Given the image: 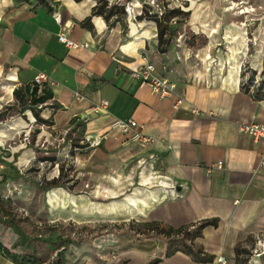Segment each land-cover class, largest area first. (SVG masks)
<instances>
[{"label": "crops", "instance_id": "crops-1", "mask_svg": "<svg viewBox=\"0 0 264 264\" xmlns=\"http://www.w3.org/2000/svg\"><path fill=\"white\" fill-rule=\"evenodd\" d=\"M104 1L45 0L16 6L14 0H0V113L13 101L15 88L45 74L54 85L50 86L53 98L42 116L50 117L52 129L44 133L51 144H57L55 149H64H52L55 162L63 161L59 152L76 157V175L71 177L74 189L88 185L95 197L125 194L99 202L54 187L46 191L51 219L135 218L151 235L140 246L134 242L136 237L109 229L95 241L83 243V264H148L154 259H160L157 264H213L220 255L228 264H248L255 238L264 231V168H258L264 139L255 142L252 135L239 130V124L264 123V86L251 91L243 84L246 72L236 73L243 46L240 35L235 32L233 40L225 37V48L214 49L217 36L207 46L203 36L193 37L195 46H191L187 43L191 26L204 29L193 11L192 25L181 21L172 26L162 49L150 22L124 13L121 5L127 0ZM97 5L102 14L92 15ZM62 30L89 47H67L58 39ZM263 42L264 34L250 61L252 69L262 72ZM146 45L158 73L173 81L176 93L186 99L179 110L173 108L174 98L157 97L148 85L131 76L142 63L141 49ZM227 60L231 67L223 66ZM8 85L13 86L10 93ZM102 100H108L109 106L96 113L93 106ZM193 107L201 113L193 114ZM130 117L151 137L149 143L130 140L111 128L115 118ZM87 136L100 143L91 145ZM7 159L2 164L14 174L8 170L3 182L23 174L15 156ZM217 161H223L224 167L209 173L207 168ZM51 179L46 177V181ZM206 221L211 222L200 227ZM152 222L173 229L189 227L186 248H176L173 238L158 242L161 235L153 236L145 226ZM24 232L31 240L14 247L19 235L0 221L3 247L41 258L38 264H55L52 253L57 259L62 252L68 264L66 247L73 241L66 244L59 229L42 240L47 242L49 257L40 239ZM0 264L29 263L0 252ZM250 264H264V256L252 258Z\"/></svg>", "mask_w": 264, "mask_h": 264}, {"label": "rangeland", "instance_id": "rangeland-1", "mask_svg": "<svg viewBox=\"0 0 264 264\" xmlns=\"http://www.w3.org/2000/svg\"><path fill=\"white\" fill-rule=\"evenodd\" d=\"M132 1L136 4L138 10L142 5H152L155 13L163 12L165 6L167 7V12L174 11L186 1L187 5L185 8H187L186 10L190 9L188 10L189 16L187 20H182V22L189 24L192 17L191 13L196 11L199 23L204 26V29L201 26L198 29L196 27L193 28L194 26L190 23L192 29L189 31L195 33L197 37L201 35L205 37V46L208 45V42L210 43L212 37L217 36L218 41L214 45L215 50L225 48V37L233 40L234 33L237 32L242 43L244 40H249V47L252 50V56H254L255 49L259 48V39L264 34V0ZM171 25L176 26V24ZM154 29L157 30L155 26ZM243 34L245 38H243ZM178 37H180V34H178ZM9 106H6L0 113V131H5L0 134V208L3 212L2 215L6 217H9L8 215L12 216L24 231L39 239L41 237L47 238L51 230L59 229L62 236L73 241L66 247L68 264H83V243L95 241L98 237L106 235V231L109 229L119 235L127 233L125 237L130 235V237H136L138 241L133 239L134 242L143 246V243L151 235L147 234L146 228L140 224L141 222L136 221L135 218L98 222L51 219V205L48 196L46 197V191L38 188L35 183L44 184L46 183V177L52 179L57 177L60 169L59 163L52 162L50 159L56 157V154L52 153L54 150L63 151L64 149L63 147L59 150L55 149L57 144H51L50 138H46L47 134L44 131L50 132L52 128L49 123L42 124L37 121L34 109L32 112L30 108H22L23 105L16 101L15 98ZM41 116H43V111ZM48 119L50 121V117ZM14 123H16V130L12 128ZM58 155L60 159H63V163H67V168L72 166L68 169L67 174L70 176L69 178L74 177L76 175L74 170L76 157H72L69 152L67 154L59 152ZM14 156L16 158L15 161L19 165L18 171L21 170L23 174L15 176V179L3 182V176L7 175L8 170L9 174L10 172L14 174V171L8 165H3L1 159L6 160L9 157L11 159L9 161H12ZM64 188L69 192L77 195L84 194L91 200L99 202L112 200L113 197L111 195L118 196V193L111 195L106 193L103 196L98 195V197H95L91 192V187L88 185L78 190L74 189L71 183H68ZM130 190L126 191V193L130 192ZM124 195L122 194L115 198H121ZM4 221L5 219L3 218L2 222ZM5 227H10V225L5 223ZM158 239L159 241H156L160 243L168 242V238L163 235L158 236ZM172 240H176V248H186L184 238ZM39 244L44 249V255L49 257L46 254L47 242L40 240ZM51 259L56 260L55 253H52Z\"/></svg>", "mask_w": 264, "mask_h": 264}, {"label": "built area", "instance_id": "built-area-1", "mask_svg": "<svg viewBox=\"0 0 264 264\" xmlns=\"http://www.w3.org/2000/svg\"><path fill=\"white\" fill-rule=\"evenodd\" d=\"M125 13L127 17L131 19H137L138 16L144 15V7L147 9L149 15H156L158 20H162L164 14L167 12V7L165 6L163 12L155 13V10L152 5H142L138 10L136 4L132 0H127L123 3ZM187 2L185 1L182 5L177 7V9L182 11L186 10L185 6ZM54 16L57 20H60V15L58 12H54ZM187 20V17L176 16L169 20V24H176L177 21ZM143 21L150 22L152 26L157 28V22L155 19L144 17ZM58 39L60 42L64 43L69 48H88L89 43L87 42H77L72 38L68 37L67 33L62 30L58 33ZM249 47V42L244 40L243 46L240 51L241 61L239 62V73H245L243 84L247 86L251 91H254L258 87L264 86V72L260 70H254L250 67V61L253 53H251ZM264 57V55H263ZM141 59L142 63L135 69L131 71V76L140 81L141 84L148 85L153 93L161 98H174L173 108L179 110L186 103V99L183 96H180L176 93V84L171 81L168 77L158 73L156 66L150 60V48L146 45L141 49ZM231 67V60H227L223 66ZM253 71V72H252ZM34 82L36 84L42 85L46 84L48 87L54 85V83L43 73L39 74ZM109 106L108 100H102L99 104L93 106V110L98 113L101 110H106ZM41 107V105L39 106ZM193 114H200L201 111L193 107L191 108ZM112 129H118V131L127 136L128 139L133 141H141L143 143H149L152 139L148 135L144 134L141 131L142 125H140L134 118H115L111 123ZM239 130L243 133H247L253 136L255 142L260 143L264 139V123L260 121H254L250 123H240ZM87 136L86 140H90L91 145H98L100 140L98 138H93ZM224 167L223 161H217L216 163L211 164L207 171L209 173L214 172L215 170L222 169ZM258 168H264V157L260 160ZM264 256V231L257 234L253 247L249 251L248 264H250L251 259L254 257ZM213 264H228L226 257L220 255L216 258Z\"/></svg>", "mask_w": 264, "mask_h": 264}, {"label": "trees", "instance_id": "trees-1", "mask_svg": "<svg viewBox=\"0 0 264 264\" xmlns=\"http://www.w3.org/2000/svg\"><path fill=\"white\" fill-rule=\"evenodd\" d=\"M44 1L45 0H14L16 6L23 4V3H27L31 6L34 4H41ZM102 2L105 3L104 0H102ZM121 8H123V11L125 13L123 4L121 5ZM95 14H102V11L100 10L99 5H97L96 8H94L92 11V15H95ZM176 16L188 17L189 11H182L179 9H176L174 11H168L164 14L162 20H158L156 15H149L147 12V9L144 7V15L138 16L137 19L143 20L144 17H147V18L156 20L158 42H159V45L162 46V49H163L168 44V34H169V31L171 30V27L173 26L169 24V20ZM107 17L108 19L110 18L109 16ZM87 20H89V17L86 19V21ZM180 23L181 21L178 20L176 23V26ZM189 36H190V39L188 38L187 43L190 44L191 46H195V43L192 40H193V37H197V35H195L193 32H190ZM203 38L206 41V38L205 37ZM13 94H14V98L16 99V101H18L21 105H23L22 108L24 109L30 108V111L32 112H33V109L35 110L34 114H35V118L37 119V121H40L42 124H46V123H49L50 125L52 124V122L49 121V119H46L41 116V112L45 109V107H47L48 101L53 98V91L50 89V87H48L46 84L39 85L33 82L32 84H28L24 87L15 88ZM40 105L41 107H39ZM50 160H52V162H55L56 158L52 157ZM1 162L3 163L4 161L1 159ZM59 166H60V169H59L60 174L58 177L48 180L44 184L35 183V185L44 191H48L54 187H66V185H68V183H71V180H72L71 178H69L70 176L67 174L68 169L71 168L72 166L67 168L66 162L64 163L62 162ZM0 206H1V201H0ZM2 213L3 212L0 208V221H2L3 218H5V223H8L14 229V231L19 235V239L14 244V247H17L18 245H22L25 240H31V237L22 230V228L15 222L12 216L8 215L9 217H6V216H3ZM209 222L211 221L203 222L200 227H203L205 224H208ZM145 226L149 229L148 230L149 232L155 233L156 235L166 236V238L168 237V238L175 239V238H182V237L185 238L187 236H190L189 227H181L178 229H173V228L163 225L160 222L148 223V224H145ZM40 240H47V238L41 237ZM51 240L52 239H50V241ZM64 242L68 244L70 243V240L67 239ZM0 252H2L5 256L11 259L20 260L21 263L38 264L42 260L41 258H36L33 256H26V255H19L17 253L11 252L9 249L3 247L1 242H0ZM197 254H199L198 251L196 255ZM62 260L63 262L61 263ZM159 261L160 259H154L150 261L148 264H157ZM55 264H64L62 252L58 253V258L56 259Z\"/></svg>", "mask_w": 264, "mask_h": 264}, {"label": "bare ground", "instance_id": "bare-ground-1", "mask_svg": "<svg viewBox=\"0 0 264 264\" xmlns=\"http://www.w3.org/2000/svg\"><path fill=\"white\" fill-rule=\"evenodd\" d=\"M244 30H245V29H244ZM245 32H246V31H245ZM246 35H247V34H246ZM243 38H245V37H244V34H243ZM248 41H249V40H248ZM235 61H237V59H236ZM235 69H236V73L238 74V72H239V65H238V64L236 65ZM235 69H234V70H235ZM236 73H235V74H236ZM233 75H234V74H233ZM235 76H236V75H235ZM237 76H238V75H237ZM11 77H12V79H14L13 76H11ZM11 77H10V78H11ZM233 78H234V77H233ZM239 80H240V79H239ZM10 83H11V81H10ZM6 89H7V91L10 93V92L12 91V89H13V86H12V85H8V86H6ZM10 95H11V94H10ZM11 99H12V98H11ZM12 128L15 129V130L17 129V128H16V123L12 126ZM4 132H5V131H0V134H1V133H4ZM4 135H5V134H4ZM6 136H7V135H6Z\"/></svg>", "mask_w": 264, "mask_h": 264}]
</instances>
